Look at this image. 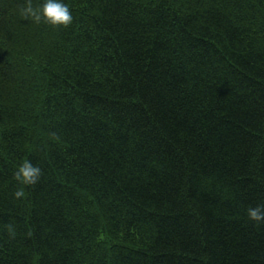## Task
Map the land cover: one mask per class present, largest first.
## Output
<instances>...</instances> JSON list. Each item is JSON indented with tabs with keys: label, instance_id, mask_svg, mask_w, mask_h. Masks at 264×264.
<instances>
[{
	"label": "trees",
	"instance_id": "trees-1",
	"mask_svg": "<svg viewBox=\"0 0 264 264\" xmlns=\"http://www.w3.org/2000/svg\"><path fill=\"white\" fill-rule=\"evenodd\" d=\"M62 2L0 0V264H264V0Z\"/></svg>",
	"mask_w": 264,
	"mask_h": 264
},
{
	"label": "clouds",
	"instance_id": "clouds-1",
	"mask_svg": "<svg viewBox=\"0 0 264 264\" xmlns=\"http://www.w3.org/2000/svg\"><path fill=\"white\" fill-rule=\"evenodd\" d=\"M25 19L31 20L33 23L39 24L42 21L54 27H67L73 17L67 4L62 0H44L38 7H33L31 0L22 10ZM42 176V169L34 165L30 160H25L17 166L13 178L24 186L37 185ZM25 195L23 190H17L14 193V199H21ZM248 220L255 224H264V205L249 207L247 210ZM9 234L15 236L14 230L9 227Z\"/></svg>",
	"mask_w": 264,
	"mask_h": 264
}]
</instances>
